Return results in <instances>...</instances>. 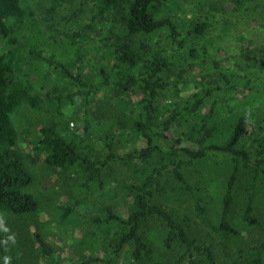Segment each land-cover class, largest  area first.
I'll list each match as a JSON object with an SVG mask.
<instances>
[{"label":"rangeland","instance_id":"374dc122","mask_svg":"<svg viewBox=\"0 0 264 264\" xmlns=\"http://www.w3.org/2000/svg\"><path fill=\"white\" fill-rule=\"evenodd\" d=\"M169 1L172 6L163 8L158 18H171L184 33L197 25L206 27L202 34L187 36L185 50H211L206 57H179L160 74L163 88L157 92L154 105L161 117L190 106L212 90L197 111L186 114L174 125L176 146H193L205 119L217 128L213 139H220L244 115L249 131L244 145L255 148L264 138V1ZM53 2L22 0L26 16L10 20L21 53V68L29 73L32 83L29 99L16 107L10 117L16 133L12 150L32 177L25 192L38 204L31 212L0 216L11 264H80L88 257L102 256L111 239V227L95 220L102 218L107 208L127 214L133 186L140 183L157 158L146 163L113 160L101 169L100 181L90 180L81 164L60 169L46 162L49 149L40 142L43 128L72 141L77 152L91 160H100L107 154L106 140L114 153L142 145L129 129L138 112L140 91L123 94L112 85L102 86L92 91L85 106V98L77 94L78 86L43 60L53 57L57 62L70 64L77 52L73 70L93 85L103 81V74L111 84L118 80L120 72L103 41V29L99 30L98 22L92 24L94 1L71 0L55 8ZM166 34L163 29L141 37L143 46H148L142 61L150 59V53L163 44ZM12 48L0 41L1 52ZM31 50L39 52L42 59ZM213 61L229 71L226 78L216 71ZM231 168V160L224 156L192 161L183 168L186 183L197 190L202 211L194 208L191 196L176 181L167 185V196L160 199L175 216L188 219L187 230L193 238L214 245L215 254L223 263L235 257L239 249H247L264 238V177L257 178L252 191L259 224L250 227L240 220L251 180L249 171L239 173L234 187L231 222L238 235L225 238L217 230L221 198ZM66 208L70 210L64 218ZM147 235L159 264L173 262L182 253L177 246L170 250L163 244V231L156 221ZM38 239L50 247L52 254H43ZM243 263L249 264L247 260Z\"/></svg>","mask_w":264,"mask_h":264},{"label":"trees","instance_id":"16d2710c","mask_svg":"<svg viewBox=\"0 0 264 264\" xmlns=\"http://www.w3.org/2000/svg\"><path fill=\"white\" fill-rule=\"evenodd\" d=\"M68 1L71 0H54L53 6L55 8ZM93 1L95 13L92 24L98 22L99 30L103 29V41L119 64L118 80L110 84L103 74V81L99 84L86 82L79 72L73 70L77 64V52L75 60L70 64L57 62L53 57L43 60L50 67L59 69L78 86L77 94L85 98V106L92 91L102 86L112 85L117 93L123 94L140 91L142 97L136 105L138 112L129 129L142 145L124 153H114L110 141L106 140L107 154L100 160H91L81 156L72 141L51 129L43 128L40 130V142L49 149L45 160L49 165L60 169L81 164L90 180L100 181L101 169L113 160L146 163L156 156L157 158L147 174L141 177L140 183L133 186L134 194L127 214L121 215L107 208L106 214L95 220L98 224L111 227V239L102 256L88 257L80 264H159L154 259L155 251L149 244L147 235L155 221L162 228L163 244L170 250L174 246L182 249L178 258L168 264H181L183 260L185 264H244L243 261L246 260L249 264H264V238L247 249H239L235 257L228 263H223L216 256L212 243L199 242L188 233L187 218H178L160 201L167 196V185L176 181L181 190L191 196L194 208L202 211L197 190L186 183L183 168L192 161L224 156L231 160L232 168L221 198L217 230L225 238L238 235L231 217L235 208L234 187L241 171H249L251 180L246 187L240 220L250 227L259 224V218L254 215L252 191L257 178L264 177V138L253 149L244 145L249 132L247 117L240 115L230 125L227 135L220 139H213L217 128L205 119L193 146L177 147L178 140L172 133L174 125L186 114L197 111L212 90H207L202 98L196 99L190 106L173 110L165 117L158 115L154 105L157 92L163 88L160 74L169 70L175 60L185 55L196 58L210 54L211 50L206 47L185 50L187 36L202 34L206 27L197 25L184 33L171 18H158L157 15L163 8L172 6L169 0ZM25 16L22 0H0V41L13 46L5 52L0 51V216L7 212H31L38 206L37 201L25 192V188L32 183V177L12 150L16 133L10 117L16 107L29 99L32 83L29 73L21 68V53L16 47L15 29L10 20H21ZM163 29L167 30L163 44L156 51L152 50L150 59L142 61V53L148 52V46H143L141 37ZM141 47L144 48L143 51ZM31 53L42 59L39 52L31 50ZM212 64L223 79L227 77L229 71L222 68L218 61H213ZM69 210L70 208L64 209V218ZM38 240L43 254H52L50 247L42 239ZM7 246L0 224V264H11Z\"/></svg>","mask_w":264,"mask_h":264}]
</instances>
